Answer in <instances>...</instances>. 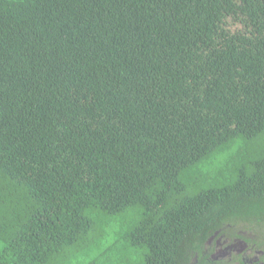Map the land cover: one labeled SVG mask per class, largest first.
Masks as SVG:
<instances>
[{"label": "trees", "instance_id": "trees-1", "mask_svg": "<svg viewBox=\"0 0 264 264\" xmlns=\"http://www.w3.org/2000/svg\"><path fill=\"white\" fill-rule=\"evenodd\" d=\"M220 236L264 243V0H0V264Z\"/></svg>", "mask_w": 264, "mask_h": 264}, {"label": "flooded vegetation", "instance_id": "flooded-vegetation-1", "mask_svg": "<svg viewBox=\"0 0 264 264\" xmlns=\"http://www.w3.org/2000/svg\"><path fill=\"white\" fill-rule=\"evenodd\" d=\"M249 239L257 241L252 235ZM209 253L210 249L203 250V255L190 264H219V261L224 264H264V243L261 245L237 237L230 240H226L225 236L218 237L215 252Z\"/></svg>", "mask_w": 264, "mask_h": 264}, {"label": "rangeland", "instance_id": "rangeland-1", "mask_svg": "<svg viewBox=\"0 0 264 264\" xmlns=\"http://www.w3.org/2000/svg\"><path fill=\"white\" fill-rule=\"evenodd\" d=\"M241 141H238L231 149H229L227 152H226V154H225V156H227V157H230V156H232V155H234V154H236L237 153V151H239V150H241V149H244V147H242L241 146ZM126 217V216H125ZM127 218H131V219H129V220H136V218H135V216L133 215V213H130V214H128V216H127ZM255 255H253V257H254ZM259 255H257V257H258ZM219 264H224L223 263V261H219Z\"/></svg>", "mask_w": 264, "mask_h": 264}]
</instances>
